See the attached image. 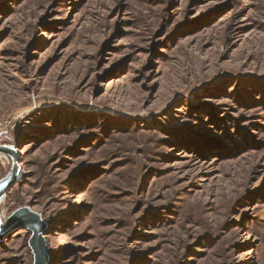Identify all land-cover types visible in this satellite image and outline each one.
<instances>
[{"label":"rangeland","instance_id":"rangeland-1","mask_svg":"<svg viewBox=\"0 0 264 264\" xmlns=\"http://www.w3.org/2000/svg\"><path fill=\"white\" fill-rule=\"evenodd\" d=\"M0 121V264H264V0H0Z\"/></svg>","mask_w":264,"mask_h":264},{"label":"water","instance_id":"water-1","mask_svg":"<svg viewBox=\"0 0 264 264\" xmlns=\"http://www.w3.org/2000/svg\"><path fill=\"white\" fill-rule=\"evenodd\" d=\"M0 153L8 155L13 160V168L10 178L0 184V199H2L7 191L16 183L19 176L20 156L18 151L9 145H0ZM32 230V236L29 245L34 255V264H48V246L46 242L45 229L47 223L42 219L40 213H37L29 207H23L16 210L8 219L1 229L16 225Z\"/></svg>","mask_w":264,"mask_h":264},{"label":"built area","instance_id":"built-area-1","mask_svg":"<svg viewBox=\"0 0 264 264\" xmlns=\"http://www.w3.org/2000/svg\"><path fill=\"white\" fill-rule=\"evenodd\" d=\"M13 138V126L10 121H0V145H8Z\"/></svg>","mask_w":264,"mask_h":264}]
</instances>
